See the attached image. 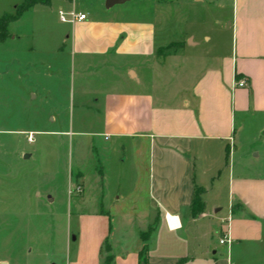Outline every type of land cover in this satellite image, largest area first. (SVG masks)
I'll return each mask as SVG.
<instances>
[{
  "label": "crops",
  "instance_id": "1",
  "mask_svg": "<svg viewBox=\"0 0 264 264\" xmlns=\"http://www.w3.org/2000/svg\"><path fill=\"white\" fill-rule=\"evenodd\" d=\"M24 1L0 0V16L9 15L7 5L15 13ZM173 1L128 0L108 8V0H51L27 12L87 15L68 24L66 37L81 77L84 127L76 130L73 120L67 130L30 132L82 139L73 164L84 198L76 202L79 234L73 241L84 244L74 264H104L108 256L112 264H140L144 251L148 264H264V0H192L211 4L210 20L232 36L231 49L213 48L202 58L191 53L201 45L192 34L175 44L158 41V22L167 20ZM198 33L217 32L204 27ZM202 40L211 44L212 37ZM172 45L173 52L160 55ZM154 64L201 72L173 102L146 81ZM241 81L245 87H236ZM145 153L149 172L142 189L138 157ZM115 158L119 186L127 182L128 190L118 188L111 198L105 172ZM197 188L204 210L194 216ZM136 190L140 196L122 210ZM167 215L179 219V230L169 229ZM224 237L230 244L221 245Z\"/></svg>",
  "mask_w": 264,
  "mask_h": 264
},
{
  "label": "rangeland",
  "instance_id": "2",
  "mask_svg": "<svg viewBox=\"0 0 264 264\" xmlns=\"http://www.w3.org/2000/svg\"><path fill=\"white\" fill-rule=\"evenodd\" d=\"M170 5L167 20L157 25L161 46L175 44L192 34L201 41L191 50L196 57H205L220 46L231 49V33H221L220 23L209 18L211 4L175 0ZM6 9V14L14 13L10 6ZM204 27L217 33H198ZM69 28L61 22L57 9L54 14L43 15L31 11L20 22L9 25V38L0 44V264H74L81 242L84 244V240L73 241L79 234L76 202L84 198V190L78 193L75 187L81 185L73 164L82 139L36 134L34 143L27 140L31 131L67 130L73 120L76 130L84 127V111L79 108L78 98L81 77L70 63V43L66 41ZM188 31L196 33H185ZM204 34L212 37L211 44L202 40ZM191 68L193 75H189L191 69L184 72L171 64L157 69L154 64L146 72V81L157 85V95L173 101L179 89H190L198 80L201 70L196 68L195 74ZM111 79L115 81L116 77ZM182 79L188 81L177 82ZM163 80L168 85L162 87ZM117 160L113 159L105 172L111 198L117 195L118 188L123 193L128 190L127 182L119 186ZM138 163L143 177L138 187L143 189L149 172L146 153L138 157ZM205 184L210 186V182ZM137 190L134 194L131 191L122 210H129L130 198L140 196ZM219 200L226 208L221 215H225L228 203L225 197ZM80 255L83 260L84 248Z\"/></svg>",
  "mask_w": 264,
  "mask_h": 264
},
{
  "label": "trees",
  "instance_id": "3",
  "mask_svg": "<svg viewBox=\"0 0 264 264\" xmlns=\"http://www.w3.org/2000/svg\"><path fill=\"white\" fill-rule=\"evenodd\" d=\"M51 0H25L23 4L18 6L15 10V13L13 15H5L0 19V44L4 43L9 38V25L12 23H16L22 19V17L30 11L33 7L37 5L42 6H49ZM175 45L170 46L168 49L174 48ZM167 52L164 53V51H160L161 56H166ZM203 193V190L197 188L196 189V195L194 199V216H198L201 214L204 210V203L201 200V195ZM149 233H146L143 235L144 239L145 237L149 236ZM114 260V257L108 256L104 262V264H112ZM140 264H148V256L146 251L140 255Z\"/></svg>",
  "mask_w": 264,
  "mask_h": 264
},
{
  "label": "built area",
  "instance_id": "4",
  "mask_svg": "<svg viewBox=\"0 0 264 264\" xmlns=\"http://www.w3.org/2000/svg\"><path fill=\"white\" fill-rule=\"evenodd\" d=\"M59 17H60V20L62 23L73 24V25L87 20V15L79 14L75 11H71V12L60 11ZM245 85H246V83L244 81L236 83V87H240V88L245 87ZM35 136L36 135L34 133H29L28 137H27L28 142L34 143L35 142ZM75 187H76L78 193L82 192L81 186H75ZM166 221H167V225H168L170 230L175 231V230H179L181 228L180 221L175 216L167 215ZM220 243H221V245L230 244V239L228 237H224L221 239Z\"/></svg>",
  "mask_w": 264,
  "mask_h": 264
},
{
  "label": "water",
  "instance_id": "5",
  "mask_svg": "<svg viewBox=\"0 0 264 264\" xmlns=\"http://www.w3.org/2000/svg\"><path fill=\"white\" fill-rule=\"evenodd\" d=\"M126 1H128V0H108L107 7L110 8L115 4H122ZM26 158H29V156L27 155ZM3 264H5V263H3Z\"/></svg>",
  "mask_w": 264,
  "mask_h": 264
}]
</instances>
